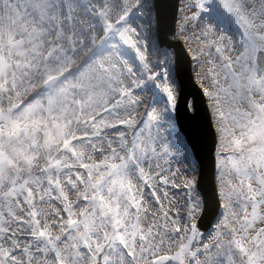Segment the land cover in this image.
Here are the masks:
<instances>
[{"label": "snow or ice", "instance_id": "1", "mask_svg": "<svg viewBox=\"0 0 264 264\" xmlns=\"http://www.w3.org/2000/svg\"><path fill=\"white\" fill-rule=\"evenodd\" d=\"M0 264H264V0H0Z\"/></svg>", "mask_w": 264, "mask_h": 264}, {"label": "rangeland", "instance_id": "2", "mask_svg": "<svg viewBox=\"0 0 264 264\" xmlns=\"http://www.w3.org/2000/svg\"><path fill=\"white\" fill-rule=\"evenodd\" d=\"M174 122H175V125H176V131H177V133H179V134H180V132H179V130H178V125H177L176 114H174ZM180 135H182V134H180ZM182 136H183V135H182Z\"/></svg>", "mask_w": 264, "mask_h": 264}, {"label": "water", "instance_id": "3", "mask_svg": "<svg viewBox=\"0 0 264 264\" xmlns=\"http://www.w3.org/2000/svg\"><path fill=\"white\" fill-rule=\"evenodd\" d=\"M186 122H188V121H187V118H186Z\"/></svg>", "mask_w": 264, "mask_h": 264}]
</instances>
